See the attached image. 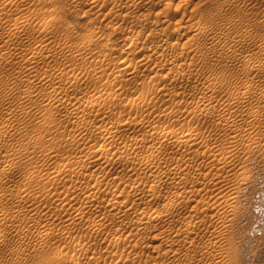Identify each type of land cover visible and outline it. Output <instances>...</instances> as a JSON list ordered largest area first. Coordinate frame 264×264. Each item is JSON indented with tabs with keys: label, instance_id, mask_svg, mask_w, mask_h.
Instances as JSON below:
<instances>
[{
	"label": "rangeland",
	"instance_id": "obj_1",
	"mask_svg": "<svg viewBox=\"0 0 264 264\" xmlns=\"http://www.w3.org/2000/svg\"><path fill=\"white\" fill-rule=\"evenodd\" d=\"M5 1L1 2L0 0V30L2 29L0 31V56L5 53L8 55L0 57V137L8 134L5 138H0V174H2L0 175V264H216L205 252L208 248L215 247V230L217 228L214 223V215L220 208L213 205H202L198 201H207L209 198L215 199L221 196L224 194L223 188H217L219 185L216 184L201 182V173H205V170L200 171L193 167L182 168L178 169V173L170 174V177L178 176L175 179L176 182L171 183L172 179L166 176L156 180L155 183H158V187L162 189V197H160L161 200H151L147 198L145 191L149 180L152 183L155 181L149 175L151 169L149 165L146 167L142 162L138 163L136 159L141 153L142 155L151 153L152 145L157 144L156 148H160V133L155 131L157 136H154L148 129L154 121H157L159 127H162V123L163 125L167 123L168 126H176L179 135L183 132L180 136H184L189 129L195 131L194 133L200 136L197 137V140L203 138L209 147L220 144L224 139L225 128L222 127V124H219L220 127L216 126L214 117L203 116L205 112L203 109L213 112L211 115L216 116L222 110L221 107L229 102H233L234 109H238L241 114L238 123L235 122L240 136L235 143L237 148L233 153V163L231 168L224 167V170L230 168V178L221 183L229 184L226 188L227 193L237 195L239 203L238 215L232 230H230L231 246L236 251L238 263L230 260L229 264H264V122H261L264 121V101L262 100L264 94V0H7L11 3ZM12 2L14 5H11ZM22 19L25 21L23 22ZM16 22L20 27H16L18 26ZM199 23L210 27V30H207L209 34L199 28L201 27ZM160 26L164 32L161 31ZM14 28H17L18 30H16L19 32L16 33ZM13 29L15 30L14 36H8V31ZM45 30H48L50 34ZM154 37L158 38L154 39ZM160 41H163V46ZM63 46L66 49H63ZM44 47L45 50H43ZM6 48L11 49L12 52ZM36 48L42 55H39ZM33 50L35 51L32 55ZM202 51L208 54L205 55ZM25 55L27 57L31 55L32 59L31 57L26 59ZM125 59H131L135 68L131 73L124 74L123 77H115L116 71L112 74L109 70ZM89 60H93V62L90 63ZM25 63L26 66H29L26 67ZM95 65L100 66L96 67ZM58 68L67 73L58 74L60 71ZM56 71L58 72L56 73ZM79 71L85 78H81L82 82L79 80L80 84L77 85L74 84L75 80H72V77L74 78L73 75L78 74ZM99 72L100 74H98ZM41 73L44 76L49 75L50 78L42 79L44 76ZM86 73L91 75L88 76L89 74ZM55 74L57 77L61 76L60 79ZM94 74L95 76H93ZM64 75L66 77L62 78ZM13 77H16V80L10 82L14 79ZM30 77H33L32 80ZM27 80H31L30 83ZM202 81L204 87L201 86ZM209 81H212L211 84ZM38 82H42V84ZM246 84L258 86L261 91L254 93L255 95L249 94L244 99L241 97L242 101H238L241 104L230 98L229 93L232 86L244 90ZM54 86L56 87L54 88ZM109 86H114L117 90H124L125 95L122 94V97L118 99L116 96L114 97L113 93L107 94ZM68 87L72 89L68 90ZM26 88L28 90L24 92ZM202 89L207 91L204 90V93ZM49 92L52 94L56 92L55 95H58V99L64 97L65 99H62L65 100L64 103L58 101L57 103L61 106L56 105L57 103H49L46 96ZM259 93H261V97H258ZM101 94L104 97H101ZM97 95L101 97L96 103L99 107L95 104L92 107L88 102L86 103L87 96L90 99ZM207 96L215 101L206 103L205 100L209 98ZM113 97L117 99H113ZM130 97L137 99L142 107H130L128 102ZM77 98L81 100L79 101ZM104 98L108 107L105 106L106 109L101 106L105 105L102 100ZM219 98L220 101H218ZM257 98L259 99L257 100ZM231 99L233 100L231 101ZM81 101L84 102L83 105ZM111 101L113 105L117 104L113 106L112 103L110 104ZM73 102L75 103L72 104ZM119 103H122L123 106L126 103L128 111L121 112L120 107L122 106ZM109 104L112 106L110 107ZM209 104L216 107V111ZM239 104L241 107L235 108ZM109 107L110 110H108ZM255 107L259 110L258 116L249 117L248 120V116L255 110ZM96 108L100 111L98 115L100 117L96 116L99 112ZM248 108L250 110H246ZM252 108L254 109L251 110ZM188 110H190L189 113ZM83 112L85 114L87 112V114L85 115ZM89 112L96 115L91 113L90 115ZM244 112H247L248 115ZM76 113H80V115ZM104 113L107 118L101 117ZM136 114H139L138 117ZM93 116L95 117L93 118ZM143 117L145 121H143ZM101 119H104L105 124ZM127 120L129 121L127 122ZM254 120L260 121V124L258 123V125ZM124 122H126L125 125ZM131 122H136L139 126H141L140 124L147 126L142 125L143 127L141 126L140 129L137 125L135 127L139 130L136 131ZM175 124L179 125L180 129ZM252 124L254 126L257 124L262 129L257 126L255 128ZM153 125L151 127H155L156 123L154 122ZM98 126L112 130L113 136L115 135V138H112V142L109 143L112 145H107V149H110L107 156L111 158L108 161L117 164L114 166V170H112L113 168L104 170L99 166V163L91 162L85 170V177L80 175L77 178L75 172L66 170L64 174L58 176L55 181L57 184L46 182L47 175L53 176L56 173V164L65 162L67 164L69 160L83 161L88 154L95 155L94 150L101 142L100 136L95 132L99 128ZM247 129L248 131L253 130L254 133L255 130L260 131L262 138L254 144L245 142ZM221 131L223 135L218 133ZM145 133H149L148 136ZM134 137L145 140L146 144L142 140L145 146L143 144L138 145L140 148L131 146V152L124 145L131 143L130 141L133 142ZM34 138L37 139L34 141ZM154 138L158 139L155 140L158 143L153 142ZM121 145L123 146L121 147ZM195 145L193 143L191 148L197 147ZM23 147L28 151H23ZM161 147V154L155 153V163L150 165H153V169L160 170V168L165 169L168 165L175 166L174 158L169 155L173 153L179 155L186 148L181 147L183 150L179 148L180 151H174L171 145H162V143ZM16 148L18 153L19 151L23 152L17 155ZM35 150L36 155L32 156ZM44 150L46 153L51 152L48 157L44 155ZM39 153H42L41 155L46 158ZM52 153L55 154H53V159L50 158ZM75 153L77 154L74 156ZM25 154L33 160L30 161L29 157L25 158ZM16 155L17 157H15ZM8 158L10 159L8 160ZM11 159L13 160L11 161ZM5 160H8V163ZM48 163L50 164L48 165ZM4 164H7L6 167ZM10 164L16 167H11ZM41 164L44 166L42 167ZM201 165L203 167L208 165L212 172H206L210 174L222 166L221 163L210 165L209 159L202 162ZM96 166L98 169L95 168ZM36 167L37 170H35ZM40 167L45 170L48 168L49 171L47 169L45 172ZM76 167L80 168L81 164ZM1 169L5 173H1ZM94 172L95 175L101 177L103 186H99V193L96 197H86L85 193L94 184L93 181L88 180V182L85 178L94 176ZM24 173L25 175H23ZM43 173L45 180L42 178ZM4 174H6L5 177L1 179ZM29 174L35 175L33 177ZM24 176L26 178L29 176L30 179L26 180ZM181 176L183 179L180 180ZM59 179L60 181H58ZM136 180L143 182L140 184V188L134 192L131 184ZM163 180L167 182H163ZM216 180L218 181V179ZM204 181L207 182L208 179L205 178ZM85 182L87 184L83 187L82 184ZM20 187L21 190H19ZM115 187L122 188L124 192L128 193L119 194L117 198L119 203L125 202V208H120V204L113 200H110L109 203L110 189ZM25 188L26 191H24ZM57 188L63 192L56 193ZM215 188H217L215 192L210 195L208 191ZM68 190L69 192H67ZM171 191L183 195L178 200L171 197L169 203L165 204L164 197L166 195L164 193H171ZM5 193L7 194L5 195ZM13 194L12 199L10 196ZM188 195H190V199H188ZM114 204H117V207ZM206 211H208L205 216L207 221L201 222L200 219L203 218ZM77 212L80 213L79 218L74 217L75 214H78ZM191 216H194L193 222L188 226L185 219L189 220ZM55 253H58V256H55Z\"/></svg>",
	"mask_w": 264,
	"mask_h": 264
},
{
	"label": "bare ground",
	"instance_id": "obj_2",
	"mask_svg": "<svg viewBox=\"0 0 264 264\" xmlns=\"http://www.w3.org/2000/svg\"><path fill=\"white\" fill-rule=\"evenodd\" d=\"M5 1V0H4ZM7 1V0H6ZM5 1V2H6ZM10 1V0H9ZM9 1H7L8 3H11V2H9ZM13 1H15V0H13ZM96 1V0H95ZM98 1V0H97ZM133 1V0H132ZM139 1V0H138ZM145 1V0H144ZM156 1V0H155ZM1 2H2V0H1ZM0 2V3H1ZM152 2V1H151ZM161 2V1H160ZM166 2V1H165ZM7 3V4H8ZM16 3V2H15ZM129 3V2H128ZM138 3V2H137ZM143 3V2H142ZM148 3V2H147ZM153 3V2H152ZM157 3V2H156ZM2 4H4V3H2ZM6 4V3H5ZM6 4V5H7ZM130 4H131V2H130ZM136 4V3H135ZM149 4V3H148ZM166 4V3H165ZM11 5H14L13 4V2H12V4ZM16 5H17V3H16ZM92 5H94V3H92ZM127 6V5H126ZM131 6H132V4H131ZM134 6V5H133ZM142 6V5H141ZM96 7V6H95ZM138 7H140V6H138ZM142 15V14H141ZM2 17V16H1ZM164 18V17H163ZM163 20V19H162ZM178 20V19H177ZM22 21H23V19H22ZM25 21V20H24ZM23 21V22H24ZM175 21V20H174ZM173 21V22H174ZM3 22V21H2ZM23 22H22V26H23ZM163 22H165V21H163ZM177 22V21H176ZM18 23H21V22H19L18 21ZM136 23V22H135ZM175 24V23H174ZM182 24V23H181ZM199 24H201V23H199ZM16 25H18L17 24V22H16ZM16 25H13L14 27L16 26ZM163 25V24H162ZM210 25V24H209ZM11 26H12V24H11ZM167 26V25H166ZM166 26H165V31H166ZM175 26V25H174ZM176 26H177V24H176ZM16 27H20L19 25L18 26H16ZM158 27V26H157ZM178 27V26H177ZM185 27V26H184ZM191 27V26H190ZM212 27V26H211ZM8 28V27H7ZM12 29V27H9V29ZM154 28V27H153ZM160 28H162L161 26H160ZM175 28V27H174ZM181 28V27H180ZM191 28H193V27H191ZM199 28H201V30H203L204 32L206 31L207 32V30H210V27L208 26V25H202L201 24V27H199ZM198 28V29H199ZM15 29V28H14ZM9 30L8 31V36H14V31L17 29H15V30ZM189 29V28H188ZM197 29V30H198ZM8 30V29H7ZM18 30V29H17ZM17 30H16V33H18L17 32ZM153 30V29H152ZM176 30H177V28H176ZM194 30H196L195 29V27H194ZM212 30H213V28L211 29V32H212ZM0 31H2V29L0 30ZM5 31V30H4ZM46 31V30H45ZM48 31V30H47ZM46 31V32H47ZM151 31V30H150ZM156 31H158V30H156ZM161 31H163V28H162V30ZM178 31V30H177ZM186 31V30H185ZM153 32V31H152ZM151 32V33H152ZM164 32V31H163ZM162 32V33H163ZM193 32V31H192ZM198 32V31H197ZM204 32H203V34H204ZM1 33V32H0ZM3 33V32H2ZM6 33V32H5ZM48 33H49V31H48ZM162 33H160V35L162 34ZM182 33V32H181ZM199 33V32H198ZM201 33H202V31H201ZM200 33V34H201ZM208 33V32H207ZM7 34V33H6ZM46 34V33H45ZM50 34V33H49ZM137 34V33H136ZM153 34V33H152ZM152 34H151V36H152ZM155 34V33H154ZM165 34V33H164ZM168 34V33H167ZM183 34V33H182ZM191 34V33H190ZM196 34V33H195ZM195 34H194V36H195ZM209 34V33H208ZM2 35V34H1ZM3 35H4V33H3ZM3 35H2V37H3ZM159 35V36H160ZM163 35V34H162ZM184 35V34H183ZM186 35V34H185ZM188 35V34H187ZM193 35V34H192ZM213 35V34H212ZM216 35V34H215ZM5 36V35H4ZM17 36V35H16ZM49 36V35H48ZM149 36V35H148ZM155 36H156V34H155ZM172 36V35H171ZM202 36V35H201ZM210 36V35H209ZM165 37V36H164ZM189 37V36H188ZM205 37V36H204ZM213 37V36H212ZM7 38V37H6ZM5 38V39H6ZM145 38H146V36H145ZM152 38V37H151ZM156 38H158V37H156ZM155 37H154V39H156ZM163 38V37H162ZM161 38V39H162ZM167 38V37H166ZM165 38V39H166ZM198 38V37H197ZM211 38V37H210ZM4 39V40H5ZM138 39H139V37H138ZM185 39H187V38H185ZM217 39V38H216ZM136 40V39H135ZM153 40V39H152ZM193 40V39H192ZM191 40V41H192ZM198 40V39H197ZM148 41V40H147ZM146 41V42H147ZM167 41V40H166ZM188 41V40H187ZM212 41V40H211ZM214 41H217V40H214ZM213 41V42H214ZM158 42V41H157ZM161 42V46H163L162 44V42L163 41H160ZM165 42V41H164ZM207 42V41H206ZM210 42V41H209ZM134 43V42H133ZM148 43V42H147ZM159 43V42H158ZM192 44V43H191ZM149 45V44H148ZM154 45V44H153ZM152 45V46H153ZM155 45H158V44H155ZM194 46V45H193ZM196 46H197V44H196ZM46 47V46H45ZM43 48V50H45L46 48ZM58 48H59V46H57ZM60 47H61V45H60ZM154 47V46H153ZM156 48H157V46H155ZM159 47H160V45H159ZM197 47H199V46H197ZM206 47V46H205ZM41 48V47H40ZM65 47L63 46V49H64ZM145 48H147V49H149V48H152L151 46H149V48L148 47H145ZM144 48V49H145ZM156 48H154V49H156ZM208 48V47H207ZM211 48V47H210ZM37 49V48H36ZM35 49V50H36ZM49 49V48H48ZM62 49V48H61ZM66 49V48H65ZM153 49V50H154ZM201 49V48H200ZM205 48H203V50H204ZM6 50H8L7 48H6ZM10 50L11 49H9L8 51L10 52ZM35 50H33V52L31 53L32 55H33V53H34V51ZM38 50V53H40L39 52V49H37ZM50 50V49H49ZM157 50V49H156ZM207 50H209V49H207ZM211 50V49H210ZM1 51V50H0ZM8 51H6V52H8ZM42 51V50H41ZM47 51V50H46ZM45 51V52H46ZM205 51V50H204ZM11 52H12V50H11ZM43 52V51H42ZM79 52V51H78ZM203 52V51H202ZM209 52V51H208ZM80 53V52H79ZM145 53V52H144ZM199 53V52H198ZM205 55H207L205 52H203ZM202 53V54H203ZM210 53V52H209ZM1 54H2V52H1ZM6 54V53H5ZM4 54V55H5ZM11 54V53H10ZM75 54H76V52H75ZM3 55V56H4ZM39 55H42L41 53L39 54ZM79 55V54H78ZM153 55V54H152ZM2 55L0 56V57H3ZM5 56H8V55H5ZM4 56V57H5ZM23 56V55H22ZM26 56V55H25ZM80 56H82V55H80ZM80 56H77L78 58L80 57ZM105 57L107 56V55H104ZM103 56V57H104ZM24 57V56H23ZM22 57V58H23ZM30 57H31V55L29 56V57H27L26 56V59L27 58H29L30 59ZM34 57V56H33ZM102 57V58H103ZM104 57V59H105V61H106V58ZM108 57V56H107ZM206 57V56H205ZM22 58H20V59H22ZM77 58V59H78ZM85 58V57H84ZM83 58V59H84ZM25 59V58H24ZM31 59H32V57H31ZM82 59V58H81ZM85 59H87V58H85ZM23 60V59H22ZM21 60V61H22ZM103 60V59H102ZM108 60V59H107ZM26 61V60H25ZM31 61V60H30ZM33 61H34V59L32 60V63H33ZM90 61V60H89ZM96 61V60H95ZM95 61H94V63H95ZM28 62V61H27ZM26 62V63H27ZM86 62H87V60H86ZM86 62H84V63H86ZM91 62H93V60L92 61H90V63ZM97 62H99V61H97ZM25 63V66L27 65ZM103 63H105V62H103ZM71 64V63H70ZM99 64V63H98ZM29 65H30V62H29ZM28 65V66H29ZM86 65H88V64H86ZM90 65V64H89ZM92 65V64H91ZM28 66H26V67H28ZM84 66H85V64H84ZM96 66V65H95ZM97 66H100V65H97ZM96 66V67H97ZM104 66V65H103ZM86 67H92V66H86ZM102 67V66H101ZM25 68V67H24ZM103 68V67H102ZM108 68V67H107ZM106 68V69H107ZM110 68V67H109ZM135 67H134V64L132 63V61H131V59H125V60H122L121 61V63H118L116 66H113V67H111V70H109V71H111V73L112 72H114V71H116L114 74V76L115 77H119V76H121V77H123L124 76V74H129V73H131L132 72V70L134 69ZM59 69V68H58ZM62 69H63V67H62ZM66 69V68H65ZM95 69V68H94ZM104 69V68H103ZM27 70V69H26ZM26 70H23L24 72L26 71ZM56 70H57V68H56ZM60 70V69H59ZM98 71H99V69H97ZM96 70V71H97ZM22 71V72H23ZM27 71H29V70H27ZM51 71H54V70H51ZM70 71V70H69ZM103 71V70H102ZM104 71H106V70H104ZM103 71V72H104ZM108 71V72H109ZM55 72V71H54ZM58 71H56V73H57ZM86 72V71H85ZM94 72V71H93ZM108 72H105V73H108ZM45 73H46V71H45ZM44 73V74H45ZM47 73H50V72H47ZM53 73V72H52ZM64 73V70H60L59 72H58V74H63ZM67 73V72H66ZM66 73H64V74H66ZM73 73V72H72ZM78 74H75V75H73L74 76V78L72 77V76H70V77H72V80H75L74 81V84H80V82H78L81 78H85L84 76L82 77V75L80 74V71L79 72H77ZM84 73V72H83ZM96 73V72H95ZM23 74V73H22ZM32 74V73H31ZM35 74V73H34ZM39 74V73H38ZM37 74V75H38ZM42 74V73H41ZM51 74V73H50ZM69 74V73H68ZM67 74V75H68ZM87 74V73H86ZM89 74V75H88ZM87 75L88 76H90L91 74L90 73H88ZM93 74V73H92ZM97 74V73H96ZM98 74H100V72L98 73ZM110 74V73H109ZM113 74V73H112ZM117 74V75H116ZM24 75V74H23ZM43 75V74H42ZM72 75V74H71ZM84 75V74H83ZM87 75H85V76H87ZM16 76V75H15ZM36 76V75H35ZM41 76V75H40ZM44 76V75H43ZM42 76V77H43ZM49 75H45L42 79H48V78H50V77H48ZM55 76H56V74H55ZM69 76V75H68ZM67 76V77H68ZM93 76H95V74L93 75ZM108 76H110V75H108ZM17 77V76H16ZM16 77L13 79V80H11L10 82H12V81H14V80H16ZM26 77V76H25ZM29 77V76H28ZM34 77V76H33ZM33 77H30V79L31 78H33ZM57 77V76H56ZM55 77V78H56ZM60 77L61 76H59V77H57V78H59L60 79ZM63 77H66V75H64V76H62V78ZM69 77V81H70V78ZM92 77V76H91ZM112 77V76H111ZM27 78V77H26ZM38 78V77H37ZM12 79V78H11ZM39 79V78H38ZM114 79V78H113ZM118 79V78H117ZM204 79H206V78H204ZM208 79V78H207ZM10 80V79H9ZM32 80V79H31ZM30 80V81H31ZM35 80V79H34ZM44 80H42V82L43 83H45L44 82ZM84 80V79H83ZM210 80V79H209ZM27 81H29V80H27ZM30 81H29V83H30ZM36 81V80H35ZM39 81H41V80H39ZM81 81V80H80ZM176 81V80H175ZM178 81V80H177ZM34 82V81H33ZM33 82H31V83H33ZM37 82V81H36ZM42 82H38V83H41L42 84ZM50 82V81H49ZM53 82V81H52ZM51 82V83H52ZM54 82H56V81H54ZM62 81L60 80V83H61ZM82 82V81H81ZM208 82V81H207ZM210 82V84H211V82L212 81H209ZM28 83V84H29ZM57 83H59V82H57ZM59 83V84H60ZM70 83V82H69ZM50 84V83H49ZM30 85V84H29ZM33 85V84H32ZM39 85V84H38ZM45 85V84H44ZM48 85V84H47ZM52 85H54V83H52ZM70 85V84H69ZM73 85V84H72ZM257 85V84H256ZM35 86V85H34ZM37 86V85H36ZM40 86V85H39ZM58 86V85H57ZM61 86V85H60ZM59 86V87H60ZM65 86V85H64ZM201 86H203V81H202V85ZM214 86H215V84H214ZM33 87V86H32ZM48 87H49V85H48ZM56 86H54V88H55ZM63 87V86H62ZM72 88H73V86H71ZM76 87V86H75ZM74 87V88H75ZM78 87V86H77ZM76 87V88H77ZM204 87V86H203ZM218 87V86H217ZM243 87V86H242ZM245 88H244V90H242V89H240V87H237V86H232L231 87V89H230V98H233L236 102H238V101H242V100H240L241 99V97L244 99V98H246L249 94L251 95L252 93L254 94H256V92H259V91H261V89H259L258 88V86H254L253 84H246L245 86H244ZM29 88V87H28ZM46 88V87H45ZM52 88V87H51ZM61 88V87H60ZM69 88V87H68ZM72 88H69L68 90H70V89H72ZM75 88V89H76ZM202 88V87H201ZM216 88V87H215ZM262 88V87H261ZM47 89V88H46ZM50 89V88H49ZM48 89V90H49ZM58 89V88H57ZM62 89H64V88H62ZM207 89V88H206ZM214 89V88H213ZM26 90H28L27 88L24 90V92H26ZM51 90H53V89H51ZM59 90V89H58ZM58 90H57V94H58ZM65 90H67V89H64V91ZM67 90V91H68ZM205 90V89H204ZM203 89H202V91H204ZM208 90V89H207ZM207 90H205V91H207ZM212 90V89H211ZM47 91V90H46ZM54 91V90H53ZM60 91V90H59ZM108 93L107 94H114V97L116 96L118 99H119V97L121 98L122 96V94H124L125 95V93H124V90H122V89H120V90H117V89H115L114 88V86H109V88H108ZM205 91H204V93H205ZM264 91V90H263ZM32 92V91H31ZM62 92V91H61ZM69 92V91H68ZM27 93H30V91H27ZM26 93V94H27ZM53 93H55L56 94V92H53ZM207 93V92H206ZM211 93H213V92H211ZM210 93V94H211ZM5 94H6V92H5ZM34 94V93H33ZM32 94V95H33ZM55 94H52V93H47L46 94V96L48 97L47 98V100H48V102L49 103H51V104H54V103H57L58 101H60V102H62V103H64V101L65 100H62V99H65L64 97H62V98H57V96L55 95ZM64 94L66 95V93L64 92ZM69 94V93H68ZM68 94H67V96H68ZM208 94V93H207ZM216 94V93H215ZM252 94V95H253ZM254 94V95H255ZM261 93H259V95H260ZM35 95V94H34ZM61 95V94H60ZM103 94H101V97H104V96H102ZM209 95V94H208ZM30 96V94L28 95V97ZM109 96V95H108ZM112 96V95H111ZM110 96V97H111ZM205 96V95H204ZM212 96H213V94H212ZM226 96V95H225ZM228 96V95H227ZM28 97H26V98H28ZM32 97V96H31ZM60 97V96H59ZM80 97V96H79ZM89 97H92V96H89ZM101 97H100V95H99V97H98V95L96 96V97H94L93 96V98H90V99H88V96L86 97L87 99V101H86V103L88 102V104L89 105H97L96 103H97V100L99 99H101ZM113 97V99H117V98H114ZM207 97H209V98H204V99H206L205 101H206V103L208 102H212V101H215V99H212V98H210V96H207ZM214 97V96H213ZM215 97H216V95H215ZM257 97V96H256ZM258 97H261V95L260 96H258ZM80 98H82V97H80ZM84 98V97H83ZM105 98H106V96H105ZM105 98L104 99H102V100H104V103H105V105L103 106V105H101L103 108L106 106V101H105ZM225 98V97H224ZM224 98H222V99H224ZM229 98V99H230ZM249 98V97H248ZM23 99H25V98H23ZM129 99V98H128ZM203 99V98H202ZM201 99V100H202ZM216 99H218V97H216ZM233 99H231V101L233 100ZM259 98H257V100H258ZM27 100V99H26ZM77 100H79L78 98H77ZM81 100V99H80ZM79 100V101H80ZM84 100H85V98H84ZM89 100V101H88ZM101 100V101H102ZM122 100V99H121ZM262 100L264 101V94H263V98H262ZM113 101V100H112ZM112 101L110 102V104L112 103ZM204 101V100H203ZM218 101H220V98H219V100ZM217 101V102H218ZM221 101H224V100H221ZM229 101V100H228ZM263 101H261V102H263ZM78 102V101H77ZM82 102V101H81ZM114 102V101H113ZM116 102V101H115ZM119 102H121V101H119ZM124 102V101H123ZM126 102V101H125ZM129 103H130V107H137V108H141L142 106H140V102L137 100V99H135L134 97H130V99H129V101H128ZM244 102V101H243ZM247 102V101H246ZM75 102H73L72 104H74ZM83 103L84 102H82V105H83ZM98 103H99V101H98ZM102 103V102H101ZM100 103V104H101ZM103 103V104H104ZM107 103H109V102H107ZM198 103V102H197ZM199 103H201V102H199ZM226 103V102H225ZM238 103H240L241 104V102H238ZM264 103V102H263ZM59 103H57L56 105H58ZM71 104V103H70ZM69 104V105H70ZM72 104L70 105V106H72ZM81 104V103H80ZM110 104H109V106H110ZM115 104H117V103H114V105ZM122 104V103H121ZM120 103H119V105H121ZM126 104V103H125ZM125 104H124V106L123 105H121L122 107H120V111L121 112H126V111H128L127 110V107L128 106H125ZM205 104V103H204ZM213 104V103H212ZM211 104V105H212ZM216 104V103H215ZM215 104H213V105H215ZM234 103L233 102H229V103H226V104H224L223 105V107H221V113L220 112H218V113H220V115L219 116H217L218 115V113H217V115L215 116L214 114L213 115H211L212 113L211 112H209L208 110H206V109H203V110H205V112L203 113L204 115L203 116H211V117H214V123L216 124V126L218 125L219 126V124H222L223 126L222 127H224L225 129V131H223L225 134H224V139H222V141H221V143L220 144H217V145H214V146H211V147H209L208 145H206L205 144V140L203 139V138H200V139H203V141H200V139H199V141L197 140L198 138L197 137H200L199 136V134H197V133H194L195 131H192V130H188V131H186V133H185V135L184 136H180L178 133H177V131H178V129L176 130V126L175 127H173V125L172 126H168V124L167 123H165L166 125H163V123L161 124L162 125V127H159L157 124V121H154L155 123H156V125L158 126H156L155 125V127H151L152 125H153V123H152V125H150V128L148 127V129H149V131H151V133L155 136L156 135V132L155 131H157L158 133H160L159 135H161V141H159L160 142V144H159V146H160V148H162L161 147V143H162V145H171V147L173 148V150L175 151V150H179V148H181V147H186L187 148V150H186V148H185V151H183L182 153L180 152V154L179 155H175V153H173L172 155H169V156H172L173 158H174V160H175V162H176V165L175 166H170V165H168L165 169H161L160 168V170H158V169H156L155 168V166H154V168L155 169H153L152 168V166L154 165L153 163H155L154 162V156H155V153L157 154V153H160L161 154V152H162V150H161V152H160V148L158 149V148H156V147H158V145L156 146V145H152L151 146V153H148V154H144V155H142V153H141V155H139L138 157H137V159L136 160H138V163L139 162H142L143 164H144V166H146V167H148V165H149V168L151 169L150 170V176H152L151 178L153 179V180H155L154 181V183H152L150 180H149V183L147 184L146 183V181H145V183L147 184H145L146 185V189H145V191H146V196H147V198L148 199H151V200H161V198L160 197H162V189H161V187H158V183L156 184L155 182H156V180L158 181V179H160V178H162L163 176L165 177H168V178H171L172 180L170 181L171 183H173V182H176V178L178 177V176H171L170 177V174H176V173H178V169H182V168H185V169H187V168H190V167H193L194 169H198V170H200V171H203V170H205V173H201V182H203V183H206V184H216V185H219L217 188H220V187H222L223 188V191H224V194H222L221 196H219V197H216L215 199H212V198H209L207 201H198V203L200 204V202H201V204L202 205H213V206H215V207H219L220 208V210L217 212V213H215V215H214V223H215V225H216V230H215V247L214 248H208L207 250H206V252H205V254L207 255V256H209V258L211 259V260H213L216 264H229V262H230V260H233L234 262H236V263H238L237 261L238 260H236V255H235V252L236 251H234V249H233V247L231 246V242H232V236L230 235V230H232V227H233V225L235 224V221H236V218H237V215H238V207H239V203H238V197H237V195H230V194H228L227 193V191H226V188L228 187V185L229 184H225V185H223V184H221L223 181H225V180H227V179H229L230 178V173H229V169L231 168V164L233 163V153H234V151L236 150V148H237V145L235 144L236 142H237V140H238V137L240 136L238 133H239V129L236 127V124H235V122L236 123H238L237 121H238V118L241 116V114L239 113V111H238V109H234V105H233ZM240 104L239 105H237V106H235V108L236 107H238V106H240ZM60 105V104H59ZM79 105V104H78ZM86 105V104H85ZM112 105H113V103H112ZM111 105V106H112ZM113 105V106H114ZM206 105V104H205ZM211 105L209 104V106L211 107ZM212 105V107H214ZM219 105V104H218ZM236 105V104H235ZM242 105H246V104H242ZM61 106V105H60ZM63 106V105H62ZM66 106H67V102H66ZM75 106H77V104H75ZM87 106V105H86ZM90 106V107H91ZM98 106V105H97ZM110 106V107H111ZM208 106V105H207ZM208 106V107H209ZM64 107V106H63ZM80 107V106H79ZM78 107V108H79ZM88 107V106H87ZM89 107V108H90ZM93 107V106H92ZM99 107V106H98ZM97 107V108H98ZM107 107V106H106ZM106 107H105V109H106ZM110 107H109V109L108 110H110ZM119 107V106H118ZM135 107V108H136ZM219 107H220V105H219ZM241 107V106H240ZM257 107V106H256ZM255 107V110H253L254 108H252L251 110H253L252 112H251V114L248 116V120H249V117H256V116H258V113H259V110H257V108ZM74 107H72V109H73ZM82 108H84L83 106H82ZM86 108V107H85ZM96 108V110H98ZM101 108V107H100ZM99 108V109H100ZM108 108V107H107ZM192 108V107H191ZM216 107H214V109H215ZM67 109H68V107H67ZM70 109H71V107H70ZM81 109V108H80ZM80 109H79V111H80ZM92 109V108H91ZM112 109V108H111ZM117 109V108H116ZM193 109H195V108H193ZM213 109V110H214ZM217 109V108H216ZM216 109H215V111H216ZM241 109V108H240ZM139 110V109H138ZM191 110V109H190ZM190 110H188V113H189V111ZM212 110V111H213ZM218 110H219V108H218ZM217 110V111H218ZM244 110V109H243ZM242 110V111H243ZM246 110H250L249 108L248 109H246ZM73 111H75V108H74V110ZM77 111H78V109H77ZM84 111V110H83ZM99 111V110H98ZM102 111H106V110H102ZM115 111V110H114ZM140 111V110H139ZM155 111V110H154ZM197 111V110H196ZM261 111V110H260ZM76 112V111H75ZM82 112V111H81ZM110 112V111H109ZM111 112H112V110H111ZM169 112V111H168ZM250 112V111H249ZM263 112V111H262ZM84 113V112H83ZM94 114V113H92V112H89V114ZM99 113H100V111L98 112V114L96 115V114H94V115H96L97 117H100V116H98L99 115ZM102 113V112H101ZM106 113V112H105ZM105 113H104V115L102 116L101 115V117H104L105 116V118H107V116L105 115ZM113 113V112H112ZM191 113V112H190ZM192 113H195V112H193L192 111ZM198 113V112H197ZM201 113V114H202ZM215 113V114H216ZM243 113V112H242ZM245 113V112H244ZM72 114H73V112H72ZM75 114V113H74ZM76 114H79L80 115V113H76ZM85 114V113H84ZM86 114H87V112H86ZM85 114V115H86ZM90 114V115H91ZM107 114V113H106ZM111 114V113H110ZM110 114H109V116H110ZM132 114V113H131ZM134 114V113H133ZM167 114V113H166ZM187 114V113H186ZM196 114V113H195ZM245 114H247V112L245 113ZM244 114V115H245ZM78 115V116H79ZM135 115V114H134ZM137 115V114H136ZM139 115V114H138ZM138 115H137V117H138ZM191 116H192V114H190ZM243 115V114H242ZM248 115V114H247ZM246 115V116H247ZM84 116V115H83ZM83 116H81V117H83ZM188 116V115H187ZM194 116H197V115H194ZM222 116V117H221ZM89 117V116H88ZM95 116H93V118H94ZM112 117V116H111ZM128 117V116H127ZM130 117H132V116H130ZM136 117V116H135ZM7 118V117H6ZM139 118H141V117H139ZM144 118V117H143ZM243 118V117H242ZM244 118H245V116H244ZM243 118V120H245ZM83 119H84V117H83ZM85 119H88V118H86L85 117ZM89 119H90V117H89ZM98 119V118H97ZM109 120H110V118H108ZM126 119V118H125ZM127 119H130V118H127ZM133 119L135 120V118L133 117ZM138 119V118H137ZM262 119V118H261ZM264 119V118H263ZM262 119V120H263ZM2 120V119H1ZM101 120H103V124H105L104 123V119H101ZM252 120V119H251ZM250 120V121H251ZM8 121V120H7ZM82 121V120H81ZM80 121V122H81ZM85 121V120H84ZM129 120H127V122H128ZM133 121V120H132ZM139 121H140V119H139ZM143 121H145V118H144V120ZM256 120H254V122H255ZM83 122V121H82ZM106 122H108V120H106ZM123 122V121H122ZM148 122V121H147ZM152 122V121H151ZM253 122V121H252ZM251 122V123H252ZM253 122V123H254ZM257 122V121H256ZM260 122V121H259ZM259 122H257V124L259 123ZM262 123L264 122V121H261ZM2 123H3V121H2ZM85 123V122H84ZM87 123V122H86ZM125 123L126 122H124L123 124L125 125ZM132 123V126H137L138 125V127L140 128L142 125H144V124H140L141 126H139V124H137L136 122H131ZM134 123V124H133ZM138 123H140V122H138ZM146 123V122H145ZM242 123H243V121H242ZM241 123V124H242ZM262 123H261V125H262ZM83 124V123H82ZM120 124V123H119ZM122 124V123H121ZM130 124V123H129ZM159 124V125H160ZM178 124V123H177ZM177 124H175V125H177ZM180 124V123H179ZM239 124H240V122H239ZM248 123L246 122V125H247ZM255 124V123H254ZM254 124H252V126H254ZM256 124V126L258 127V125L260 124H258L257 125ZM128 125V124H127ZM146 125V124H145ZM144 125V126H145ZM169 125H171V123H169ZM182 125V124H181ZM251 125V124H250ZM249 125V126H250ZM260 125V126H261ZM101 126V125H100ZM102 126H104V125H102ZM130 126V125H129ZM147 126V125H146ZM154 126V125H153ZM164 126V127H163ZM179 125H177V127H178ZM241 126V125H240ZM239 126V128H242V127H240ZM256 126H254L255 128H257ZM22 127V126H21ZM99 127V126H98ZM127 127V126H126ZM134 127H133V129H134ZM143 127V126H142ZM141 127V128H142ZM182 127V126H181ZM184 127H185V124H184ZM220 127V126H219ZM96 128V127H95ZM119 128V127H118ZM136 128V127H135ZM139 128H136V131H138L139 130ZM140 128V129H141ZM146 128V127H145ZM144 128V129H145ZM187 128V127H186ZM247 128H248V126H247ZM251 128V127H250ZM253 128V127H252ZM258 128H261V127H258ZM9 129V128H8ZM22 129V128H21ZM24 129V128H23ZM126 129H128V128H126ZM138 129V130H137ZM147 129V128H146ZM147 129V130H148ZM179 129H180V126H179ZM183 129V128H182ZM182 129H181V131H182ZM185 129V128H184ZM223 129V128H222ZM245 129H246V126H245ZM249 129V128H248ZM248 129H247V131H246V134H247V137L245 138V142H248V143H250V144H254V143H256L257 141H259L261 138H262V134H261V132L260 131H256L255 129V133L253 132V130H249L248 131ZM262 129V128H261ZM7 130V129H6ZM5 130V131H6ZM94 130V129H93ZM123 130H124V128H123ZM131 130H132V128H131ZM130 130V131H131ZM135 130V129H134ZM187 130V129H186ZM1 131V130H0ZM124 131H126V130H124ZM133 131V130H132ZM146 131V130H145ZM180 131V132H181ZM185 131V130H184ZM220 131V130H219ZM240 131H242V130H240ZM244 131V130H243ZM7 132V131H6ZM5 132V133H6ZM20 132V131H19ZM96 132V134H98L99 136H100V138L99 139H101V142L98 144V147H96V149L94 150V153H95V155H92V154H88L87 155V157L83 160V161H81V160H69L68 161V163L66 164V162L65 163H62V164H56L57 166H55V168L57 167V169H55V171H56V173L53 175V176H48L47 175V181L46 182H50V183H52V182H55V181H57V178H58V176L60 175V174H64V172H66V170H71V172L73 171V172H75L76 173V177L78 178L80 175H84L86 172H85V170L87 169V167H88V165L90 166V164H91V162H95V164L96 163H99L100 165V167L101 168H103L104 170L105 169H107L108 168V170L109 169H112V170H114V166L115 165H117L116 163H110L111 161H108V159H111L109 156H107V153H109L108 151L110 150H108L107 149V145L109 144V143H111L112 142V138H115L114 136H113V133H112V130H110V129H106L105 127H99L98 129H97V131H95ZM142 132V131H141ZM148 132V131H147ZM144 133V132H143ZM157 133V134H158ZM218 133H222V131L221 132H218ZM2 134V133H1ZM8 134V133H7ZM6 134V135H7ZM116 134V133H115ZM134 134V133H133ZM142 134V133H141ZM145 134H147V133H145ZM149 134V133H148ZM148 134L146 135V136H148ZM240 134H242V133H240ZM6 135H4L3 137L5 138V136ZM93 135V134H92ZM95 135V134H94ZM97 135V137H99ZM138 135V134H137ZM159 135H158V137H159ZM220 135V134H219ZM222 135H223V133H222ZM139 136V135H138ZM145 136V137H146ZM157 136V135H156ZM2 137V138H3ZM83 137V136H82ZM132 137H133V135H132ZM153 137V136H152ZM1 138V137H0ZM1 138V139H2ZM136 137H134V139H135ZM139 138V137H138ZM135 139L133 142L132 141H130L131 143H127V145H124L125 146V148L127 147V149H128V151H131L132 152V148H131V146L133 147H137L138 145H141V144H143V141H144V143L146 144V141L145 140H143L144 139V136H143V141L142 140H140V139ZM222 138V137H221ZM37 138H34V141L36 140ZM130 139H132V138H130ZM145 139H147V138H145ZM157 139V138H156ZM155 138H154V143H158V141H155L156 140ZM127 140H129V139H127ZM158 140V139H157ZM3 141V140H2ZM148 141V140H147ZM114 142V141H113ZM122 142H123V140H122ZM125 142H126V140H125ZM142 142V143H141ZM152 142V143H153ZM115 143V142H114ZM193 143H195L196 145H197V147H195V148H191L192 146V144ZM1 144V143H0ZM121 144V143H120ZM112 145V144H111ZM110 144H109V146H111ZM144 145V144H143ZM142 145V146H143ZM195 145V146H196ZM123 145H121V147H122ZM145 146V145H144ZM149 146H150V144H149ZM149 146H147V147H149ZM112 147H114V146H112ZM118 147V146H117ZM133 147V148H134ZM139 147V146H138ZM137 147V148H138ZM167 147V146H166ZM194 147V146H193ZM13 148V147H12ZM21 148V147H20ZM109 148V147H108ZM111 148V147H110ZM120 148V147H119ZM125 148H123V149H125ZM130 148H131V150H130ZM140 148V147H139ZM171 148V149H172ZM183 148H181L182 150H183ZM18 149H19V147H18ZM23 149H24V147H23ZM122 149V150H123ZM127 149H126V151H127ZM170 149V150H171ZM16 150V152L18 151L17 150V148L15 149ZM20 150V149H19ZM31 150H33V149H31ZM42 150V149H41ZM116 150V149H115ZM138 150V149H137ZM136 150V151H137ZM169 150V151H170ZM6 151H8V150H6ZM11 151V150H10ZM23 151H28V149L27 150H23ZM23 151H21V152H23ZM39 151V149L37 148V152ZM43 151V150H42ZM41 151V152H42ZM49 151V150H48ZM51 151V150H50ZM112 151V150H111ZM127 151V152H128ZM134 151V150H133ZM180 151V150H179ZM178 151V152H179ZM16 152H15V154H16ZM20 151H19V153H21ZM32 152V151H31ZM44 155L46 156V157H48L49 156V153H51V152H48V153H46V151L44 150ZM173 152V151H172ZM14 153V152H13ZM18 153V152H17ZM19 153L17 154V155H19ZM26 153V152H25ZM33 153V152H32ZM111 153V152H110ZM115 153V152H114ZM113 153V154H114ZM123 153V152H122ZM133 153H135V152H133ZM137 153V152H136ZM139 153V152H138ZM145 153H146V151H145ZM15 154H13V155H15ZM23 154V153H22ZM27 154V153H26ZM26 154H25V156H26ZM31 154V153H30ZM34 155H32V156H35L36 155V150H35V152L33 153ZM42 153H39V155H41ZM53 154L54 153H52L51 155V157L50 158H52L53 157ZM77 153H75L74 154V156L76 155ZM129 154V153H128ZM4 155H5V153H4ZM12 155V156H13ZM17 155L15 156V157H17ZM24 155V154H23ZM55 155V154H54ZM109 155V154H108ZM124 155H125V152H124ZM123 155V156H124ZM138 155V154H137ZM7 156V155H6ZM10 156V155H9ZM21 157H22V155H20ZM31 156V155H30ZM42 156V155H41ZM45 156H42V157H45ZM111 156V155H110ZM120 156H121V154H120ZM132 156V155H131ZM14 157V158H15ZM27 157H29V156H26L25 158H27ZM45 157V158H46ZM108 157V158H107ZM122 157V156H121ZM128 157V156H127ZM160 157V156H159ZM4 158V157H3ZM6 158V157H5ZM20 158V157H19ZM18 158V159H19ZM24 158V159H25ZM29 158H31V157H29ZM38 158V157H37ZM36 158V159H37ZM39 158H40V156H39ZM76 158V157H75ZM118 158V157H117ZM123 158V157H122ZM131 158V157H130ZM10 158H8V160H9ZM35 159V158H34ZM53 159V158H52ZM74 159V158H73ZM120 159V158H119ZM125 159H128V158H126L125 157ZM207 159H209L210 160V165H213L214 163H221L222 164V166L220 167V168H218L215 172H213V173H208V172H206V171H209V172H212V170L209 168V166L208 165H206L205 167H203V165H201V163L202 162H204L205 160H207ZM8 160L6 161L7 163H8ZM13 159H11V161H12ZM33 159L31 158L30 159V161H32ZM47 160H48V158H47ZM118 160V159H117ZM123 160V159H122ZM129 160V159H128ZM156 160V159H155ZM162 160V159H161ZM24 161V160H23ZM25 161H26V159H25ZM44 161H45V159H44ZM52 161V160H51ZM51 161H50V163H51ZM160 161V160H159ZM2 162V161H1ZM27 162H29L28 160H27ZM37 162H38V160H37ZM121 162V161H120ZM124 162H126V160H124ZM161 162V161H160ZM10 163V162H9ZM41 163H42V161H41ZM47 163V162H46ZM50 163H48V165L50 164ZM81 164V167L78 169L76 166H78V165H80ZM11 164H12V162H11ZM10 164V165H11ZM94 164V165H95ZM123 164V163H122ZM151 164H153L152 166H150ZM159 164V163H158ZM5 165V164H4ZM7 165V164H6ZM6 165H5V167H6ZM119 165V164H118ZM142 165V164H141ZM160 165V164H159ZM12 166H14V165H11V167ZM41 166L43 167L44 166V164L42 165L41 164ZM230 167L229 169H227V170H224V167ZM3 167V166H2ZM9 167V166H8ZM16 166H14V168H15ZM38 167V166H37ZM37 167H36V169L35 170H37ZM42 167H40L41 169H42ZM98 166H96L95 168L96 169H98L97 168ZM146 167H145V169H146ZM160 167H162V166H160ZM46 168V167H45ZM77 168V169H76ZM95 168L93 169L94 171H95ZM158 168V167H157ZM163 168V167H162ZM8 168H6V170H7ZM10 169H12V168H10ZM29 169V168H28ZM32 169V168H31ZM39 169V168H38ZM44 169V168H43ZM42 169V170H43ZM48 169V168H47ZM46 169V170H47ZM100 169V168H99ZM2 170V169H1ZM5 170V171H6ZM14 170V169H13ZM45 170V169H44ZM46 170H45V172H46ZM51 170V169H50ZM54 170V169H53ZM147 171H148V168L146 169ZM8 171H9V169H8ZM7 171V172H8ZM11 172H12V170H10ZM39 171H40V169H39ZM48 171H49V169H48ZM100 171H102L101 169H100ZM2 172H4L3 170L1 171V173ZM6 172V173H7ZM28 172H29V170H28ZM31 172V171H30ZM35 172V171H34ZM37 172V171H36ZM52 172V171H51ZM97 172V171H96ZM149 172V171H148ZM5 173V172H4ZM32 173H33V171H32ZM39 173V172H38ZM40 173H41V171H40ZM50 173V172H49ZM54 173V172H53ZM97 173H100L99 171L97 172ZM36 174V173H35ZM34 174V175H35ZM47 174V173H46ZM93 174V173H92ZM92 174H90V176H92ZM0 175H2V174H0ZM5 175L6 174H4V176H1V179H2V177H5ZM23 175H25V173L23 174ZM30 175V174H29ZM33 175V174H32ZM32 175H30V176H32ZM34 175H33V177H34ZM38 175V174H37ZM42 175V174H41ZM51 175V174H50ZM87 175H88V172H87ZM94 176H92V177H88V178H90V179H88V178H85V179H87V181L88 180H91V182L94 184L93 186L91 185V187H89V189L87 190V192L85 193L86 195V197H91V198H94V197H96L97 196V194L99 193V186L100 187H102L103 186V183H101V177H98L97 175H95V172H94V174H93ZM99 175V174H98ZM27 176V175H26ZM38 176H40V174L38 175ZM43 176H44V173H43ZM42 176V178H44V180H45V176L43 177ZM81 176V177H82ZM29 177V176H28ZM27 177V178H28ZM33 177L31 178L32 180H33ZM63 177V176H62ZM66 177V176H65ZM69 177V176H68ZM80 177V178H81ZM83 177H85V175L83 176ZM146 177H147V175H146ZM149 177V176H148ZM21 178V177H20ZM24 178H26L25 176H24ZM27 178H26V180H27ZM36 178H38V177H36ZM41 178V179H42ZM60 178H61V176H60ZM64 178V177H63ZM70 178V177H69ZM205 178H207L208 179V181L207 182H205L204 181V179ZM6 179V178H5ZM28 179H30V178H28ZM35 179V178H34ZM56 179V180H55ZM181 179H183V176H181L180 177V180ZM216 179H218V181L216 180ZM3 180H4V178H3ZM36 180V179H35ZM61 180H63V179H61ZM79 180V179H78ZM84 180V179H83ZM5 181V180H4ZM24 182H25V180H23ZM38 181V180H37ZM58 181H60V179L58 180ZM79 181H81V180H79ZM86 181V180H85ZM160 181V180H159ZM162 181V180H161ZM160 181V182H161ZM6 182V181H5ZM4 182V183H5ZM8 182V181H7ZM27 182V181H26ZM89 182V181H88ZM143 182V181H142ZM142 182H140V181H138V180H136V181H134L133 182V184H131L132 186H131V188H132V190L135 192L136 190H138L139 188H140V184H142ZM160 182H159V185H160ZM163 182H167L166 180H163ZM180 182V181H179ZM19 183V182H18ZM45 183V182H44ZM56 184H57V182H55ZM59 183V182H58ZM61 183V182H60ZM77 183H78V181H77ZM17 184V183H16ZM47 184V183H46ZM53 184V183H52ZM61 184H63V183H61ZM75 184V183H74ZM79 184H81L80 182H79ZM87 183L85 182L84 184H82V186L83 185H86ZM15 185V184H14ZM55 185V184H54ZM59 185V184H58ZM76 185V184H75ZM75 185L73 186L74 187V189H75ZM78 185V184H77ZM97 187H96V186ZM145 185H144V187H145ZM60 186V185H59ZM64 186H66V184H64ZM89 186H90V183H89ZM18 187V186H17ZM23 187V186H22ZM25 187V186H24ZM23 187V188H24ZM58 187V186H57ZM77 187V186H76ZM84 187V186H83ZM143 187V188H144ZM65 189H66V187H64ZM111 188V187H110ZM217 188H215V189H210L209 191H208V193L211 195V194H213L214 192H215V190L217 189ZM19 189V188H18ZM27 189H28V186H27ZM30 189V188H29ZM59 189H60V187H59ZM73 189V190H74ZM3 190V189H2ZM19 190H21V187H20V189ZM18 190V191H19ZM31 190H33V189H31ZM72 190V189H71ZM105 190H107V189H105ZM104 190V191H105ZM124 189H122V188H117V187H115L114 189H110V193H111V197H110V199H109V203H110V200H113V202H115V203H117L118 202V195L119 194H126L127 192H124L123 191ZM131 190V191H132ZM23 191V190H22ZM21 191V192H22ZM24 191H26V188L24 189ZM28 191H30V190H28ZM59 191V192H58ZM65 191V190H64ZM103 191V192H104ZM5 192V191H4ZM9 192H11V191H9ZM8 192V193H9ZM15 192V191H14ZM61 192H63V191H60V190H58V188H57V192L56 193H58V194H60ZM67 192H69V190L67 191ZM71 192H73V191H71ZM3 193V192H2ZM56 193H54V194H56ZM81 193V192H80ZM80 193H78V194H80ZM7 193H5V195H6ZM14 194H16V193H14ZM14 194L13 195H9L10 197H14ZM19 194V193H18ZM69 194V193H68ZM128 194V193H127ZM166 196L164 197V201H165V204H168L169 203V200H170V198L171 197H174V198H176L177 200L180 198V196H182L183 194L182 193H180V194H178V193H174V192H172L171 191V193H169V192H165L164 193ZM57 195V194H56ZM64 196V195H63ZM62 196V197H63ZM2 197V196H1ZM13 197H12V199H13ZM58 197H59V195H58ZM188 197V199H190V195H188L187 196ZM90 198V199H91ZM59 199V198H58ZM88 199V198H87ZM60 200H62V199H60ZM240 200V199H239ZM121 201V200H120ZM125 201V200H124ZM112 202V203H113ZM119 203V202H118ZM125 203V202H124ZM124 203H119L120 204V208L121 207H123V208H125V204ZM188 204H190V202H188ZM115 205V204H114ZM117 205V204H116ZM115 205V207H117ZM78 213V212H77ZM208 213V211H206L205 212V214L203 215V218H201L200 219V221L202 222V221H204V220H206V218H205V216H206V214ZM82 214V213H81ZM76 216H74L75 218H79L80 216V213H78V214H75ZM4 216V215H3ZM73 217V218H74ZM193 217L194 216H191V219H185L186 220V224L188 225V226H190L191 225V223L193 222ZM196 217H199V216H196ZM3 218V217H2ZM1 218V219H2ZM207 221V220H206ZM234 236V235H233ZM55 256H58V253H55L54 254ZM238 256V255H237Z\"/></svg>",
	"mask_w": 264,
	"mask_h": 264
}]
</instances>
